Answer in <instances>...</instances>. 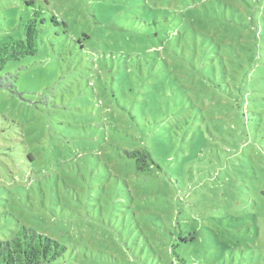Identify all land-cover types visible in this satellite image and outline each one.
<instances>
[{"label":"rangeland","instance_id":"374dc122","mask_svg":"<svg viewBox=\"0 0 264 264\" xmlns=\"http://www.w3.org/2000/svg\"><path fill=\"white\" fill-rule=\"evenodd\" d=\"M32 0H0V45ZM0 88V240L52 264H264V0H34ZM148 149L146 171L125 151Z\"/></svg>","mask_w":264,"mask_h":264},{"label":"trees","instance_id":"16d2710c","mask_svg":"<svg viewBox=\"0 0 264 264\" xmlns=\"http://www.w3.org/2000/svg\"><path fill=\"white\" fill-rule=\"evenodd\" d=\"M32 13L23 30V37H11L0 45V71L12 61L35 55L39 49V37L44 26L59 27L66 24L60 22L53 14L48 16L46 9L29 2ZM0 88L14 90L10 73L0 76ZM125 156L135 159L137 168L146 171L159 165L148 149L125 151ZM67 247L47 235L39 233L31 227L22 225L11 239L0 240V264H52L63 257Z\"/></svg>","mask_w":264,"mask_h":264}]
</instances>
